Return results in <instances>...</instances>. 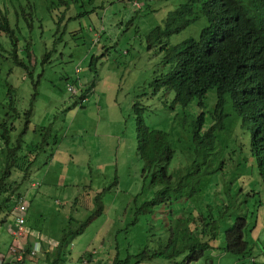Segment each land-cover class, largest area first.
<instances>
[{
  "label": "rangeland",
  "instance_id": "obj_1",
  "mask_svg": "<svg viewBox=\"0 0 264 264\" xmlns=\"http://www.w3.org/2000/svg\"><path fill=\"white\" fill-rule=\"evenodd\" d=\"M58 1L0 0L3 14L15 31L12 38L0 35V111L2 117L13 120V114L8 112L17 109L23 132H29L23 135L26 143L41 146L39 160L30 170L32 176L26 184L27 199L32 205L29 224L37 231L50 227L54 232V227L68 225L66 218L81 209V202L93 199L99 190L112 185L118 175L117 186L99 195L95 208L91 201L93 209L87 211L86 217L93 221L70 247L83 237L85 243L93 244L98 232L114 235L133 227L132 235L141 236L143 245L150 242L158 248L159 229L164 224V216L158 214L160 209L142 215L135 226L127 217L130 200L144 187L134 105L140 103L145 109L148 127L170 134L173 129L183 131L177 117H183L185 110L180 106L174 108V93L158 91L155 84L172 70L166 60L171 48L191 38L198 40L207 20L202 17L182 32L159 40L150 38V34L186 0H152L140 12L128 7V0H80L78 4L63 0L65 5ZM68 7L71 8L67 19L58 20ZM69 85L76 88L77 94L68 91ZM31 107L34 114L28 124L25 114ZM171 142L174 145L172 135ZM178 145L181 146L180 141ZM17 177L15 174L14 178ZM34 182L42 186L31 188ZM152 192L148 188L146 195ZM69 198L72 203L66 207ZM75 200L81 202L74 204ZM102 207L104 211L107 208L104 214ZM162 212L165 213L161 209ZM180 219L181 225L188 224L186 215ZM256 230L259 241L255 240L256 231H248L252 239L249 242L256 251H264V206L259 208ZM44 232L49 235L47 230ZM12 240L8 230L0 228V244L9 247ZM122 240L126 241L127 235ZM225 241L226 235L222 233L216 244L225 246ZM139 248L133 250L137 252ZM219 251H207L199 261L184 262L181 256L175 262L219 264ZM110 253L114 256L115 249ZM223 255L228 257L223 264L238 258L229 253ZM46 258L44 250L33 259L39 262L31 264H46ZM63 264L76 263L69 256ZM154 264L174 262L158 260Z\"/></svg>",
  "mask_w": 264,
  "mask_h": 264
},
{
  "label": "clouds",
  "instance_id": "obj_2",
  "mask_svg": "<svg viewBox=\"0 0 264 264\" xmlns=\"http://www.w3.org/2000/svg\"><path fill=\"white\" fill-rule=\"evenodd\" d=\"M151 1L128 0V7L140 12ZM58 2L60 5H65L63 0H59ZM73 2L78 4L80 0H73ZM251 2L252 0H249V4ZM234 6L235 4L232 0H209L205 11L202 12L201 7L194 5L190 0H186L164 20L162 26L157 27L153 31V38L161 40L165 36L169 37L174 33H180L198 22L202 17H205L207 20V26L204 29L208 26L219 30L227 29L236 17ZM70 8L68 7L58 17V20H66L67 11ZM243 14L238 17L243 24V28L237 36L231 38L222 36L212 38L206 42L207 52L212 59L213 65L205 64L200 68L208 74L207 82L203 85L201 84L198 91L188 97L190 103L186 107H183L177 101V94L172 90L163 89L174 93V108L180 106L185 110L183 117H177V123L183 131L173 129L170 134L163 130L148 127L144 118L145 109L141 107L140 103L137 107L134 105V110L138 115L137 139L138 151L143 160L144 187L141 193L130 200L131 205L129 206L130 209L127 217L128 219H132L133 226L139 223L142 216L140 214L137 215V208L142 206L144 201L152 199L156 190V186L153 184L154 173L145 170L146 163L143 157V147L146 145V142H144L145 131L151 133L157 131V140L160 144V157L155 162L157 170L164 175L167 171L171 175L174 172H181L180 181H182L183 177V184L195 188L191 191L195 196L205 198L213 205L225 206L228 204L229 206L230 200L227 201L226 195L223 192L226 189L242 187L238 192L236 202L241 207L242 213L249 209L247 221L249 222L253 219L252 217L257 210V198L253 197L254 192L264 194V0L260 8L254 9L251 7L248 11L243 12ZM76 17H79V15ZM0 23L1 36L5 37L6 35L11 38L15 36V31L11 27L10 20L3 14L1 7ZM3 27H7L8 30H4ZM99 39H97L96 43ZM11 42L14 43L16 41ZM182 43L173 46L171 48L172 53L166 56V60L173 66L172 70L176 65V61L174 60L175 53L183 45ZM27 57L30 60L32 59L30 51L27 52ZM80 71L81 69L77 70L78 73ZM68 91L74 95L77 94L76 88L72 85H69ZM82 99L85 100V96ZM33 114V107L26 111L25 116L28 124L31 123ZM21 131L23 132L22 126ZM37 132H39L38 128L36 129ZM27 133L29 132H24V135ZM171 135L174 145L171 142ZM178 141H180L181 146L178 145ZM23 145V155L27 156L25 160L26 166L22 170L13 171L8 184L20 186L18 191L21 195L17 198V206L13 209L14 215L10 217L3 228L4 230H8L13 240L9 247L0 244V264L21 263L23 261L29 263L33 261L39 262V260L33 259L43 253L44 250L46 255L51 252L52 256L60 245L65 231L70 229L78 232L83 223L88 219L86 216L93 209L91 201L93 200L95 208L98 204V196L116 187L120 180L117 175L115 182L108 188L102 191L99 190L93 199L89 198L84 202L79 200L82 203L81 209H77L74 216L66 218L69 221L68 225H59L58 228L54 227L55 234L53 235L50 233L51 231L54 232V230L47 227L44 230H47L49 235H45L42 227L37 231L35 227L29 224L28 209L32 205L27 199L29 189L26 188V184L32 176L30 170L33 171L36 167L40 156L34 162L35 160L33 161V159L36 155L26 151L27 143ZM165 148H167L166 151L164 150ZM52 163L61 164L54 161ZM15 174H18L16 179L14 178ZM41 186L40 182H34L31 188L38 189ZM148 188L153 189L150 196L146 195ZM69 199L70 201L66 207L72 203L71 198ZM79 201L75 200L74 204H79ZM103 208H101L102 214L107 211V208L106 211ZM158 208L160 211L161 209L165 211V213L158 212L159 215L164 216L162 217L164 224L159 229V241L165 240L172 228L175 229L179 226L180 229L186 228L188 230L187 225L189 223L181 225L180 218L186 215L189 219L190 213L198 210L195 206L189 204V197L179 200H172L171 197H167L164 202L155 204L146 214H154L155 209ZM62 210H65V208ZM179 215L181 216L179 217ZM172 220L176 221V226H172L175 224V222L172 224ZM25 221L26 225H24ZM92 221L90 219L82 234L78 237L84 234L87 226ZM229 222L234 227L236 222L233 219H230ZM6 226L7 228H5ZM132 229L133 227L121 229L113 236L125 235V233L130 232ZM256 229L257 225L255 228L247 226L245 230L244 240L250 245V252L242 256L236 255L238 258H230L228 264H264V251L261 249L256 251L255 247H252L249 242V240L252 241L251 237L247 234L248 231H256L255 240L259 241L258 230ZM40 230L43 233H39ZM97 237V240L93 244L90 242V246L95 247L98 244L96 251L103 254L108 250L105 248L104 243H106L108 237L112 236L109 233L101 234V232H98ZM65 241L66 250L69 249L71 251V248H74L75 245L74 247H70L72 240L65 238ZM216 242L217 240L212 245L214 249L208 247L203 250L198 247L193 254L188 253V257L184 256V262L199 261L205 256L207 251L220 250L217 254V260L219 264H223V261L228 258L223 253H229L225 250L227 235L225 246H219ZM111 246L116 247V245ZM114 249L116 250V248ZM109 250L111 252L112 249ZM196 257L199 258L197 259ZM45 263H47L46 260Z\"/></svg>",
  "mask_w": 264,
  "mask_h": 264
},
{
  "label": "trees",
  "instance_id": "obj_3",
  "mask_svg": "<svg viewBox=\"0 0 264 264\" xmlns=\"http://www.w3.org/2000/svg\"><path fill=\"white\" fill-rule=\"evenodd\" d=\"M190 1L194 5L201 7L202 12H204L209 0ZM232 1L235 4L236 17L231 25L223 30L208 26L202 31L201 37L198 40L190 39L183 42V45L175 53V68L168 75H163L156 81L155 85L158 91L164 88L172 90L177 94V101L183 107H186L190 103L188 97L196 93L201 84L203 85L207 82L208 74L200 69L205 64L213 65L212 59L207 52L206 42L212 38L222 36L225 38L237 36L243 28V24L238 17L244 15L243 12L248 11L251 7L254 9L260 8L263 3V0H252L250 4L249 0ZM3 29L8 30L7 27H3ZM149 37L153 38V32ZM138 105L139 103H136L135 107ZM8 113L13 114L11 116L13 120L2 117L3 115L0 111V228H4L10 217L14 215L13 209L17 206V198L21 195L18 191L20 186L8 185L12 172L18 169L22 170L26 166L25 160L27 159V156L25 154L23 155L22 152L23 144L26 141L25 137H23L24 132L21 131L22 123L19 122L21 114L17 109L14 112L9 111ZM14 117H18V119H14ZM10 121H12L11 127H9ZM40 135L43 136L44 134ZM144 142H146V145L143 147L144 153H142L146 163L145 170L154 173L153 184L156 186V190L152 199L144 201L142 206L137 208V215L146 214L155 204L164 202L167 197H171L172 200L189 197V204L195 206L198 210L190 213V218L187 221L189 223L187 225L188 230L186 228L180 229L179 226L175 229L172 228L169 231L168 238L166 237L168 242L165 243L166 239L160 240V246L158 248L156 246L152 247L150 242H146L143 245L141 236L132 235V230H130V232L126 231L127 233H125L127 235L126 241L122 240L125 236L123 234L115 236L110 234L112 237H108L106 243H104L105 248L108 250L103 254L96 251L98 245L91 247L90 243H85L84 238L77 240L76 246L71 248V251L69 249L66 250L65 238L72 241L80 238L78 236L82 234L86 224L90 221L88 218L78 232L70 229L65 231L63 239H61V243L53 255L51 256V252L47 254L46 264H63L69 256L70 260L76 264H154L158 260L173 261L174 264H182L175 261L181 256L188 257V253L193 254L198 247L203 250L208 247L214 249L212 245L222 233L227 235L225 248L227 252L237 256H242L250 252L251 247L244 240L245 230L247 226L255 228L257 225L259 208L264 206V194L262 195V193L253 191V197L257 198V210L252 217L253 219L248 222L247 216L249 209L242 213L241 207L236 202L238 192L242 187L226 189L223 192L226 195L227 201L230 200L229 206L228 204L225 206L213 205L205 198L195 196L191 192L195 188L183 184V177L182 181H180L181 172H174L171 175L167 171L164 175L156 169L155 162L160 157V144L157 140V131L152 133L145 131ZM40 149L41 146H39V143L26 145V151L36 155L33 161L40 156ZM164 150L166 151L167 148ZM30 209H28V213ZM230 219L236 222L234 227L231 226ZM174 222L175 224L172 226H176V221L172 220V224ZM24 225H26V221ZM39 233H43L42 230ZM50 234L53 235L55 232L51 231ZM111 245H116V247ZM137 246H140V248L136 249L137 252H135L133 249ZM112 248H116V254L114 256L109 250ZM196 258L198 259L199 257ZM13 264L31 263L23 261L21 263L14 262Z\"/></svg>",
  "mask_w": 264,
  "mask_h": 264
}]
</instances>
